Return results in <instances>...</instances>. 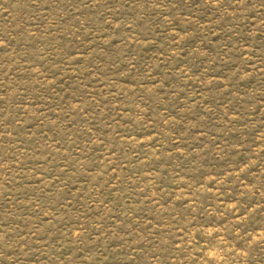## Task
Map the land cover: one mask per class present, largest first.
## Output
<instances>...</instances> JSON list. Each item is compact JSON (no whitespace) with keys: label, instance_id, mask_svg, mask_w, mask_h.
Wrapping results in <instances>:
<instances>
[{"label":"rangeland","instance_id":"374dc122","mask_svg":"<svg viewBox=\"0 0 264 264\" xmlns=\"http://www.w3.org/2000/svg\"><path fill=\"white\" fill-rule=\"evenodd\" d=\"M0 264H264V0H0Z\"/></svg>","mask_w":264,"mask_h":264}]
</instances>
